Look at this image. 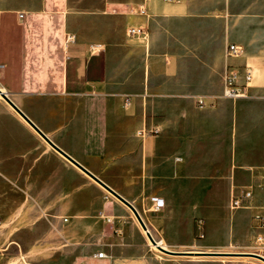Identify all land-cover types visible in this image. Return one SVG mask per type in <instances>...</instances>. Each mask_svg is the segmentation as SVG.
Listing matches in <instances>:
<instances>
[{
  "label": "crops",
  "instance_id": "obj_1",
  "mask_svg": "<svg viewBox=\"0 0 264 264\" xmlns=\"http://www.w3.org/2000/svg\"><path fill=\"white\" fill-rule=\"evenodd\" d=\"M45 2L0 0V87L16 106L131 202L147 228L146 218L161 223L169 250L219 251L245 233L263 235L254 216H264V0H58L50 8L60 15L59 32L75 36L73 44L62 40L58 90L43 88L54 64L38 50L43 36L28 45L45 24L37 18ZM130 27L145 28L146 37L129 35ZM230 43L242 47L240 56H225ZM244 64L253 70L248 96L224 98L226 66ZM141 128L157 132L139 136ZM132 189L158 195L163 207L142 212L140 200L128 198ZM244 190L251 199L229 210ZM102 192L0 99V222H31L34 234L75 248L107 233ZM195 215L204 218L198 243L191 230L180 231Z\"/></svg>",
  "mask_w": 264,
  "mask_h": 264
},
{
  "label": "rangeland",
  "instance_id": "obj_2",
  "mask_svg": "<svg viewBox=\"0 0 264 264\" xmlns=\"http://www.w3.org/2000/svg\"><path fill=\"white\" fill-rule=\"evenodd\" d=\"M50 5L57 6L58 0H46L45 11L42 10L37 17L44 18L45 24L39 28V32L38 29H33L32 35L35 38V42L28 45H35L36 42L38 43L36 41L38 39L36 38L39 35L43 36L45 44L43 43V48L38 50L45 57V62L50 56L54 59V64L47 69V82H45L43 88L47 86L50 89L58 90V87L53 85V82L57 74L62 70L65 56L62 40L65 35L62 30L59 32L60 15L56 11L51 10ZM59 36L62 38L61 40ZM28 54V52L25 54L26 63L29 62ZM32 63L36 64V58L32 60ZM0 88L3 89L2 87ZM33 89L35 90V88ZM39 89L41 88L39 87ZM0 99L3 98L0 97ZM146 174L142 173V177ZM100 187L103 190L101 196L103 210H105V214L111 217V222H103L104 228H107V233L103 231L94 233L86 240L79 242L75 248L70 247L68 249V247H64L62 239H56L58 237L44 235L43 232L34 234L35 232L27 227L29 222L22 223L19 220L0 222V264H130L128 262L130 258H137V260L140 259L142 261L141 263L132 262L131 264H264L259 259L248 256L206 255L192 254V252H181L190 254H169L158 248H154L149 244L146 233H143L142 227L132 214V211L105 188ZM254 191L255 194H258L256 190ZM128 192V198L132 199V201L140 200L142 212L157 211L152 208L151 198L158 195H151L144 192V190L136 189L129 190ZM144 199H146L145 203ZM221 207L222 212L227 211L225 195L222 197ZM228 208L229 210H235L230 209L229 203ZM96 215L95 217H97ZM198 220L204 223L203 217L195 215L192 218L188 217L184 219L180 225L181 232L184 231L186 234H189L190 230L192 231V240L197 243L199 240ZM146 223L154 239L159 240V237L164 233L161 223L155 220H148L147 218ZM125 227H128L127 239L124 237L126 232ZM173 235L175 237L176 232ZM170 247L168 245L167 249H170ZM174 250L203 251V249L196 245H186L174 248ZM218 250L221 252H256L264 256V244L257 245L255 239L247 233L229 241ZM100 251H103L106 256L99 258L98 252ZM121 258L124 260H121Z\"/></svg>",
  "mask_w": 264,
  "mask_h": 264
},
{
  "label": "built area",
  "instance_id": "obj_3",
  "mask_svg": "<svg viewBox=\"0 0 264 264\" xmlns=\"http://www.w3.org/2000/svg\"><path fill=\"white\" fill-rule=\"evenodd\" d=\"M138 12L141 14L145 13V7L143 4L138 6ZM129 35H137L141 38H145L147 32L143 27H130L128 28ZM75 42V36L70 33L65 34V45L73 44ZM94 48H92L93 50ZM225 56L227 58H235L242 54V47L240 45L230 43L225 48ZM253 79V70L249 64H244L242 66H233L227 65L226 69L223 73V97L230 100H236L240 98H245L248 96V88L251 87V82ZM200 105L203 104L202 100H198ZM150 132H157V129L146 130L145 128H141L138 130L137 134L139 136H143L145 133ZM252 197V192L250 190H244L240 195H233L229 201L230 209H237L245 206V202L249 201ZM152 208L154 210H158L159 208L163 207L164 201L158 197H152ZM99 216L105 222H111V217L106 215L103 211L99 212ZM256 226L260 228H264V216L262 215H255ZM198 223L201 224L202 221L198 220ZM255 243L257 245L264 244V237L261 234H257L255 237ZM106 256L103 251L98 252V257L102 258Z\"/></svg>",
  "mask_w": 264,
  "mask_h": 264
},
{
  "label": "water",
  "instance_id": "obj_4",
  "mask_svg": "<svg viewBox=\"0 0 264 264\" xmlns=\"http://www.w3.org/2000/svg\"><path fill=\"white\" fill-rule=\"evenodd\" d=\"M0 95L1 97L22 117L24 120L28 122L37 132L38 134L50 145L52 146L57 152H59L62 156H64L66 159H68L71 163H73L76 167H78L82 172H84L86 175H88L90 178H92L95 182H97L100 186L105 188L108 192H110L113 196H115L117 199H119L121 202H123L130 210L133 212L134 216L136 217L137 221L139 222L140 226L143 230L146 231V235L149 238L150 242L155 245L159 250L169 253V254H190V253H181L176 252L173 250H169L166 248H163L162 246L157 244V241L154 239V237L149 232L148 228L146 227L144 221L142 220L141 216L139 215L136 208L133 206L131 202L126 200L123 196H121L119 193H117L115 190H113L111 187H109L105 182H103L100 178H98L96 175H94L92 172H90L88 169H86L84 166H82L79 162H77L74 158L69 156L66 152H64L60 147H58L56 144H54L17 106L16 104L8 97L6 92H2L0 89ZM197 254H206V255H231V256H248V257H254L259 259L264 263V256L256 253V252H221V251H210V252H200Z\"/></svg>",
  "mask_w": 264,
  "mask_h": 264
},
{
  "label": "bare ground",
  "instance_id": "obj_5",
  "mask_svg": "<svg viewBox=\"0 0 264 264\" xmlns=\"http://www.w3.org/2000/svg\"><path fill=\"white\" fill-rule=\"evenodd\" d=\"M1 89V88H0ZM1 91L2 92H4V90L3 89H1ZM0 97H1V95H0ZM145 231V230H144ZM146 232V231H145ZM149 239V238H148ZM156 241H157V244L158 245H160V246H162L163 248H166L167 249V245L163 242V239L161 240V239H159V240H157V239H155ZM148 242H149V244L152 246V247H154V248H157L155 245H153L151 242H150V240H148Z\"/></svg>",
  "mask_w": 264,
  "mask_h": 264
}]
</instances>
